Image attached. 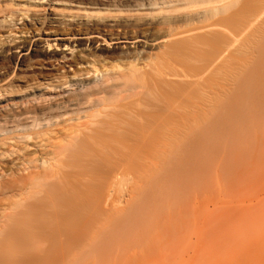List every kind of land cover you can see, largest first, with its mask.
<instances>
[{"label":"bare ground","instance_id":"1","mask_svg":"<svg viewBox=\"0 0 264 264\" xmlns=\"http://www.w3.org/2000/svg\"><path fill=\"white\" fill-rule=\"evenodd\" d=\"M86 4L125 11V32L88 16L78 30L0 40L8 77L35 60L75 68L0 104V264H264V250L207 247L206 149L237 136L193 116L264 113V0Z\"/></svg>","mask_w":264,"mask_h":264},{"label":"rangeland","instance_id":"2","mask_svg":"<svg viewBox=\"0 0 264 264\" xmlns=\"http://www.w3.org/2000/svg\"><path fill=\"white\" fill-rule=\"evenodd\" d=\"M93 1L102 0H0V40L5 41L8 35L22 33L33 36L37 33L48 32L50 34V32L70 30L68 28L78 30L77 26L85 24L88 16L94 17L93 22L90 23H95L99 17H107L105 21L108 23H114L111 22L114 20L119 21L117 26L106 27L104 25L101 28L114 34L125 32V17L128 16L125 15V11H113L112 14H115L117 18H112L111 13L107 12L98 15V10L86 7V3ZM24 15L29 16L28 20L33 19V21H27L23 18ZM51 19H57L59 25H54ZM153 32L159 38L165 35L163 32H158L156 27ZM117 56L108 55L106 57L108 65L120 64L116 60ZM40 63L35 60L23 65L18 64L15 74L11 77L8 76L13 74L16 64H9L11 66L8 65V68L2 71L0 87L9 88L7 96L0 100V104L4 103L5 99L16 101L23 96L35 94L43 90L50 82L57 84L58 77L62 74L67 73V77H71L75 70L74 67L69 69V65L64 67L63 64H59L52 69ZM4 94H6L5 91ZM193 114L204 128L210 131L227 129L230 131L229 135L236 134L239 141L235 142L237 141L235 136L224 134L234 141L227 142L228 139L226 140L223 135V142L222 139H218L222 143L221 147L218 143L216 147L210 145L206 149L207 153L209 151L207 161H204L205 165H203V169L206 167V173L204 172L203 176L200 175L205 181L201 180L203 181L201 182L193 175V184H200V190L201 185L205 186V188L202 187L203 198H200V190L198 191L200 195L195 194L197 197L200 196L198 198L204 199V202L201 201L204 205L201 208H204L203 211L206 212V221H204L206 222L207 247L222 248L227 252H233L234 248H241L250 253L254 252L253 257H255L258 250H264V221H261L264 219V143H262L264 113ZM196 179L197 182H195ZM198 181H200L199 184ZM204 182L205 184H201ZM195 194L194 197H196ZM194 199L195 203L197 198ZM197 201L196 207L201 203L197 204ZM192 209L193 218L191 216V219L194 221L196 218L194 214L197 215L194 204ZM191 225L190 242L195 247L198 231L194 222ZM194 251L195 249L191 250L190 255L195 263ZM209 264H214V262L211 261Z\"/></svg>","mask_w":264,"mask_h":264}]
</instances>
